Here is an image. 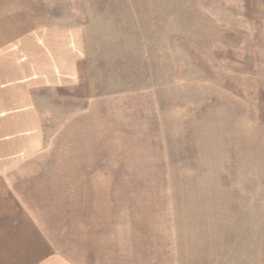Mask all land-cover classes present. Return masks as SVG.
Instances as JSON below:
<instances>
[{
	"label": "rangeland",
	"instance_id": "rangeland-1",
	"mask_svg": "<svg viewBox=\"0 0 264 264\" xmlns=\"http://www.w3.org/2000/svg\"><path fill=\"white\" fill-rule=\"evenodd\" d=\"M24 3L57 49L78 41L89 57L80 87L48 96L51 143L105 99L87 137L69 136L72 155L51 162L101 167L72 179L102 181L87 190L106 250L113 240L120 264L154 250L184 264L264 260V0Z\"/></svg>",
	"mask_w": 264,
	"mask_h": 264
},
{
	"label": "crops",
	"instance_id": "crops-1",
	"mask_svg": "<svg viewBox=\"0 0 264 264\" xmlns=\"http://www.w3.org/2000/svg\"><path fill=\"white\" fill-rule=\"evenodd\" d=\"M24 2L0 0V264H120L114 241L104 246L99 197L87 190L102 181L72 179L73 172L101 167L51 162L58 148L72 155L69 136L87 137V119L105 99L92 100L51 143L48 96L80 87L89 57L78 41L57 49L50 28ZM166 252L145 253L140 262L184 264Z\"/></svg>",
	"mask_w": 264,
	"mask_h": 264
}]
</instances>
